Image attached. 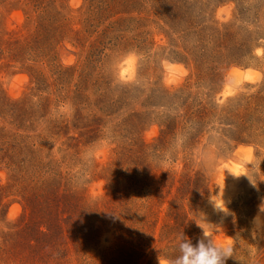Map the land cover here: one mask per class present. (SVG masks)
<instances>
[{
    "label": "rangeland",
    "instance_id": "obj_1",
    "mask_svg": "<svg viewBox=\"0 0 264 264\" xmlns=\"http://www.w3.org/2000/svg\"><path fill=\"white\" fill-rule=\"evenodd\" d=\"M232 69L260 79L224 96ZM260 209L264 0H0V264H159L202 228L264 264Z\"/></svg>",
    "mask_w": 264,
    "mask_h": 264
},
{
    "label": "clouds",
    "instance_id": "obj_2",
    "mask_svg": "<svg viewBox=\"0 0 264 264\" xmlns=\"http://www.w3.org/2000/svg\"><path fill=\"white\" fill-rule=\"evenodd\" d=\"M134 63V56L130 55L125 59L120 73L121 78L129 80L132 78ZM229 79L230 83L225 86L224 96L234 95L240 90L241 84L245 81L255 83L260 79V74L252 69H248L245 72L232 69L229 73ZM253 154L254 148L252 146L241 147L237 150L236 159L230 160L227 163L221 162L220 168L223 171L227 170L234 177H247L246 166L251 164ZM170 164L171 160L166 158L164 167L167 168ZM260 211L264 212V209H260ZM202 230L203 239H200L195 245L189 239H185L182 233L178 244L180 255L174 260L160 259L158 257L159 264H226V261L233 256V237L224 234L213 238L210 232L203 228ZM251 254H255L254 248H251Z\"/></svg>",
    "mask_w": 264,
    "mask_h": 264
}]
</instances>
